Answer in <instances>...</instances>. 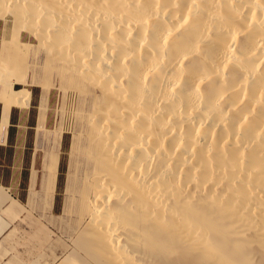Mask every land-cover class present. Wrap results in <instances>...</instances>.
I'll use <instances>...</instances> for the list:
<instances>
[{
	"label": "bare ground",
	"instance_id": "6f19581e",
	"mask_svg": "<svg viewBox=\"0 0 264 264\" xmlns=\"http://www.w3.org/2000/svg\"><path fill=\"white\" fill-rule=\"evenodd\" d=\"M7 13L6 114L26 85L39 131L52 86L78 100L70 219L47 230L62 250L46 264H264V0H0ZM32 47L42 75L27 77ZM16 230L0 215L1 242Z\"/></svg>",
	"mask_w": 264,
	"mask_h": 264
},
{
	"label": "rangeland",
	"instance_id": "374dc122",
	"mask_svg": "<svg viewBox=\"0 0 264 264\" xmlns=\"http://www.w3.org/2000/svg\"><path fill=\"white\" fill-rule=\"evenodd\" d=\"M12 23L13 17L9 13L5 14L4 17H0V52L2 46L10 43L9 34L12 31L10 27ZM20 38L33 44L37 42V38L24 29L21 30ZM33 49H36V53H34ZM42 60L41 48H30L26 54L25 76L28 77L33 71L37 76H41V69L38 65L41 64ZM13 80V78H10L11 82ZM20 86L19 83L13 84L14 88H19ZM26 87L31 90L30 103L28 107L17 105L13 115L14 123L16 124L14 127V140L16 139L18 154L13 158L11 167L9 152L5 153L0 149V187L6 189L3 190L5 194L8 192L19 200V202L10 203L8 207L9 203L0 202V204L3 203L4 208L3 210L0 207V215L17 228L10 238L1 242L0 237V264H46L45 255L50 254L52 251L59 253L62 250L57 243L55 244L59 240L51 234L48 237L47 230L50 228L54 229V226L63 225L64 222L70 219L67 211L70 198L66 189L70 185L71 174L69 165L71 146L76 132L74 113L78 107V100L71 93L62 97L59 87L56 85L52 86L48 93L45 129L39 131L36 128V124L38 107L41 102L40 97L42 96L41 86L32 84L26 85ZM2 89V84H0V99ZM55 130H60L59 138ZM55 141H61V149L54 210L50 213L46 206L44 194L48 187L46 176L49 154ZM5 183H10L11 189L7 188ZM40 227H43V229ZM35 236L37 237L35 238ZM41 236H43V240ZM48 241L52 242L49 246ZM59 248L61 249L59 250ZM11 255L14 256L10 257Z\"/></svg>",
	"mask_w": 264,
	"mask_h": 264
},
{
	"label": "crops",
	"instance_id": "0c3cea01",
	"mask_svg": "<svg viewBox=\"0 0 264 264\" xmlns=\"http://www.w3.org/2000/svg\"><path fill=\"white\" fill-rule=\"evenodd\" d=\"M31 98V97H30ZM30 103V101H29ZM29 103L27 105H23L25 107H28ZM17 105H12L9 109V112L6 114L5 108H4V101L3 99H0V149H2L5 153L9 152L10 154V167L13 163V158H15V155L17 156L18 147L16 145V139L14 130H15V123L13 119L14 110L16 109ZM37 125V124H36ZM4 161V159H2ZM9 166V165H7ZM2 176V173H1ZM7 185V188L11 189L10 183H5Z\"/></svg>",
	"mask_w": 264,
	"mask_h": 264
}]
</instances>
